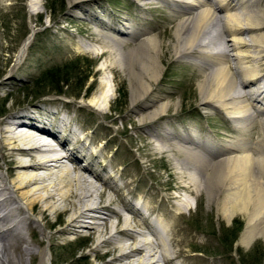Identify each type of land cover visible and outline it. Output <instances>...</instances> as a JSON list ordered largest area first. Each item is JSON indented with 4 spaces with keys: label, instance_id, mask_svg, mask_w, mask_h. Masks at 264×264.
Listing matches in <instances>:
<instances>
[{
    "label": "rangeland",
    "instance_id": "obj_1",
    "mask_svg": "<svg viewBox=\"0 0 264 264\" xmlns=\"http://www.w3.org/2000/svg\"><path fill=\"white\" fill-rule=\"evenodd\" d=\"M177 1L0 0V123L14 114L38 117L39 122L47 117L51 128L60 125L63 130L66 126L58 118L64 117L86 139L89 158L98 155L93 167L108 182L114 199L111 208L123 210L136 204V214L125 212L126 216L147 221L164 218L176 225L174 230L186 244L175 264H264V234L250 246L242 245L249 215L238 210L229 219L231 212L221 211L216 199H209L205 177L191 163L187 169L199 179L201 190L191 196L182 189L189 179L179 173L186 155L177 147L203 150L215 163L235 158L242 155L235 147H255L264 140V114L253 110L256 120L239 124L223 109L204 103L200 83L213 59L199 53L183 58L173 51L177 25L185 17ZM33 2L38 3L34 13ZM31 34L34 37L21 54ZM151 37L162 42L159 74L140 98L133 94L130 71L121 57L127 60L130 50L139 51ZM218 42L210 50L225 48L224 42ZM260 64L264 75V60ZM259 85L250 92L254 97L262 93L258 98L263 103L264 79ZM109 87L114 96L104 105L98 99ZM157 111L160 115L151 118ZM0 172L6 173L2 161ZM181 199H188L190 208L179 216L176 208ZM19 201L24 217L37 222L34 238H28L42 252L24 256L21 264H109L111 257L102 256L105 249L97 252L85 240L88 228L65 236L66 240L49 239L65 228L68 215H53L52 221L58 222L49 227L25 201ZM134 226L147 233L143 226Z\"/></svg>",
    "mask_w": 264,
    "mask_h": 264
},
{
    "label": "bare ground",
    "instance_id": "obj_2",
    "mask_svg": "<svg viewBox=\"0 0 264 264\" xmlns=\"http://www.w3.org/2000/svg\"><path fill=\"white\" fill-rule=\"evenodd\" d=\"M176 4L185 17L177 25L173 51L183 58L198 57L195 53H199L213 59L210 65L203 63L210 66L200 83L204 103L223 109L236 123L255 121L257 115L253 110L264 114V102L258 98L262 93L254 97L250 92L264 79L259 71L264 60V0H178ZM37 7L38 3L33 2L31 12H36ZM33 37L31 34L24 42L21 54ZM215 41L224 42L225 48L210 50ZM140 45V52L135 48L130 50L127 60L124 55L121 58L130 71L133 94L141 98L159 74L157 59H160L162 42L154 37ZM111 90L109 87L103 91L98 99L104 105L113 99ZM43 118L45 121L39 122L38 117L33 120L14 114L0 123V161L6 168V173L0 172V264H21L24 256L42 253L28 238H34L33 233L39 228L37 222L24 217L25 210L19 200L25 201L29 211L40 215L49 227L58 222L52 221L53 215L57 218L68 215L65 228L49 239L66 240L65 236L88 228L85 240L92 242L97 252L105 249L102 256L111 257L109 264H175L185 252L181 246L186 244L174 230L176 225L168 224L162 216V219L148 221L126 216L125 212L136 214L139 209L136 204L123 210L111 208L112 192L108 191L102 172L93 167L98 155L92 153L94 156L89 158L86 139L78 136L64 117L58 118L60 124L66 126L63 130L59 124L51 128L48 118ZM261 126L264 130V119ZM161 141L165 142L163 147L170 148L164 138ZM177 148L186 155L181 163L185 167H181L179 173L189 179L182 189L191 196L201 190L199 179H194L187 169L191 163L193 169L205 177L203 184L209 199H216L221 211L231 212L229 219L238 210L249 215L241 244L250 246L257 237L263 236L264 140L255 147H235L242 155L218 163L204 155L203 150L194 152L184 145ZM86 159L90 160L86 162ZM223 193L225 198L222 199ZM180 202L176 209L180 211L177 215L182 216V210H189L190 201L181 199ZM88 222L91 225L87 227ZM134 225L143 226L147 233L138 232Z\"/></svg>",
    "mask_w": 264,
    "mask_h": 264
}]
</instances>
